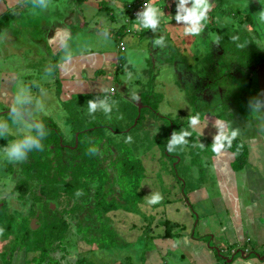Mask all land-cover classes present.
<instances>
[{
	"label": "crops",
	"instance_id": "crops-1",
	"mask_svg": "<svg viewBox=\"0 0 264 264\" xmlns=\"http://www.w3.org/2000/svg\"><path fill=\"white\" fill-rule=\"evenodd\" d=\"M135 1L140 0H45L44 5H41L39 0H0V60L7 62V59L12 60L15 56L22 60V56L27 54L33 64L37 65L41 61L46 65L45 70L48 74L49 71L54 70L51 79L49 77L50 85L55 87V95L60 91L58 97L60 102L61 97H64L66 103L61 102L64 113L69 102L68 110L71 111L74 105L76 110H81L84 109L82 107L86 101L99 99V96L91 95L92 97L87 96L83 99L85 101L79 100L77 96L81 93L80 85H83L81 82L103 79L104 75L112 76L114 75L111 73L112 67L118 73L127 72L130 66L127 62L130 55L126 57L128 43L133 47L134 52L135 46L146 36L152 38L158 34V39L164 38L161 45L154 46L155 55L159 54L160 58L168 45L174 46V41L176 44L177 41H181V44L185 45L182 46L183 49L179 47V51L194 55L193 62L186 61L185 67L182 66L181 57L174 63L173 81L180 75L177 70L184 71L181 73L184 75L189 72L191 65L198 68L196 75H203L204 80H207L204 71L209 63L206 62L207 55L213 54L216 59L223 56V50L220 45L214 51L206 46H200L194 35H185L184 30L179 29L184 24L178 23L175 19L177 14H183L179 10L180 0H147L150 6L157 9L160 19L155 31L144 28L142 20L127 16L125 4ZM208 3L211 7L207 19L213 22L209 30L213 28L216 39L225 29L234 31L233 27H241L243 19L247 18V15L243 17L241 13L234 12L236 16L242 18V21L239 20L234 25L223 21L227 10L233 11V5L241 7L246 5L241 0L223 2L208 0ZM249 3L247 5L252 8H259L258 0H249ZM186 7L191 8L192 4L189 3ZM94 18L101 22L100 27L104 29L106 36L115 41V53H107L106 45L103 43L99 44V47L93 45V38H100L96 25L86 34L80 32L81 28H87L86 20L91 21ZM125 30L129 32L126 33ZM82 38L85 39L84 42ZM167 38L172 41L168 40V44L165 45ZM119 41L123 43V51L118 49ZM158 48L160 49L157 53ZM136 50L142 53L139 49ZM92 53L96 54V63L85 64L83 55ZM175 55L179 53L175 52ZM219 61L215 60V66L221 65L222 74L227 77L232 76L229 72L233 64L238 68L236 63H227L226 59L224 62L227 63L228 68L223 61L222 63ZM25 67L28 68V65ZM237 72L242 74L239 81L243 80L250 84L251 81L257 82L258 75L264 74V65L252 66L244 76L240 71ZM228 78L234 79L233 76ZM218 80V83H214L213 90H220L221 93L225 82H222L220 77ZM186 82L181 84L183 88L185 84L194 88L192 83ZM173 83L171 82L169 87L174 89L173 99L174 97L177 99L179 86ZM113 95L109 94V96ZM144 95H139L138 99L132 102V106L138 107L139 111L143 108L149 110L145 103L148 99L151 102L154 99L152 95L150 98L147 95L145 100H142ZM194 96L196 97V94ZM156 98V112L152 113L156 119L163 120L160 115H167V112H162L164 111L162 109L157 111L162 101L161 93L158 92ZM170 98L172 99V93ZM259 98L250 101L247 93L244 96V105H240L241 100L236 101L234 96L227 102H224L220 96L218 105L210 101L198 104L196 99L195 105H200L197 107V113L201 115H199V124L194 127L189 125V118L198 115L194 114L191 104L188 105L187 98L184 102L188 105L189 113L185 116L181 114L185 119L186 128L181 126L177 127V130L183 128L195 139H190L188 136L189 140L184 145L185 152L184 149L177 148L172 156L173 159L169 158L170 162L166 163L158 162L159 157H162V150L158 149V145L152 149L155 152L140 155L144 164L141 172L145 168L141 174H146L140 182L137 211L125 210L126 208L119 206L105 213L107 217L104 221L112 232L113 238L109 240L114 239V245L124 246L128 250L137 248V254L133 253L134 263L264 264V88ZM128 117L118 121L117 124L123 129L132 128L131 119ZM216 120L224 122L223 131L228 135L238 130L233 140L240 143L237 149L241 157L239 164L236 163L234 153L227 146L220 155L211 151L214 137L220 131L219 128L214 127ZM181 122L182 120L178 121L179 124ZM143 123V126L152 127L151 123L145 121ZM126 132L130 131L123 133ZM191 144L203 145L201 148L203 151L206 150L207 154L202 153L201 160L197 156L188 161L185 164L187 169L180 165V169L179 164L190 155ZM191 162L195 165L192 166ZM149 165L155 169L153 174L152 172L147 174ZM202 165L205 174L200 175ZM176 168H179L178 172ZM152 193H159L162 197L161 201L150 204ZM82 244L86 245L83 242ZM93 247L96 250L95 246ZM105 249L115 248L112 246ZM231 251L233 253H230ZM19 256L20 252H16L12 259L8 260V264H23L24 259L21 260ZM129 259L132 260L130 257L125 260ZM118 262V258L112 256L109 264H119Z\"/></svg>",
	"mask_w": 264,
	"mask_h": 264
},
{
	"label": "rangeland",
	"instance_id": "rangeland-1",
	"mask_svg": "<svg viewBox=\"0 0 264 264\" xmlns=\"http://www.w3.org/2000/svg\"><path fill=\"white\" fill-rule=\"evenodd\" d=\"M221 1L223 2L227 0ZM258 1L259 8L254 9L247 5L249 0H241V2L247 6L245 5L241 7L238 5H233V11L227 10L225 17H223V21H225V23H232L231 25H234L239 20L242 21V18L235 15L236 12L239 14L241 13L243 17L247 15V17H249L247 19L251 20V23L248 25L251 24L252 27H248L247 24H243L242 22L241 27H233L235 29L234 33L238 34L237 31L239 32L240 30L249 33L250 40L257 47H259L257 50L259 51V56L263 59L264 18L261 17V13L264 12V0ZM222 4L224 5V3ZM98 17L99 16H97L96 19H98ZM96 19L94 18L91 21L86 20L85 23L87 28H81L80 32L82 31L81 33L86 34L88 31L92 30L91 28L94 25H96L100 38H93V45L95 47H99V44L103 43V45H106L107 53L113 54L115 41L112 38L106 36L104 29L100 27L101 22L97 21ZM202 24L203 30L199 35H194V39L200 44V46H206L210 48V50L214 51L218 48L219 44L216 43V36L213 28H211L212 31L209 30V26L213 25V22L208 21L207 19L206 21H202ZM185 27H187V25L182 24L179 29L184 30ZM217 28L221 29V27ZM225 32H227V35H230L231 33V31L225 29L220 34H225ZM84 40L85 39H83V42ZM157 40H159L158 34L152 38L150 36H146L143 41H139V44L135 46L134 52L133 47L128 43L126 57L130 55V57L127 59V62L130 66L127 72L118 73V71L112 67L111 73H114L112 76L104 75L105 78L103 79H89L81 82V84H83L80 85V88H82L80 89L81 93L77 96L79 100H83L87 98V96L92 97L91 95L100 97L99 99L92 101L98 105L95 111L96 114H90L87 101L83 103L82 108L84 109L76 110L77 108L75 109L74 105L71 111L68 110L70 106L69 102L66 106V113H64V109H62L63 105L61 106V102L66 103L64 101V97H61L62 99L60 102V100H58L60 91L55 95V87L50 85V79L52 77L51 74L55 71L51 70V72L49 71L48 74L47 70H45L46 65L42 64L41 61L35 65L29 61L27 54L22 56V60L16 56L13 57L12 60L10 58L7 59V62L0 60V207L2 204H8L7 199H13L16 195V193L11 194L9 191H11L12 181L20 178V164L23 162H33L35 159V155L31 152L27 153L28 148L25 147L23 149V160L9 161L7 156L9 148L16 143L22 142L23 140L25 141L28 138H33L36 133L41 132L44 136H47L48 132H51V134H56L57 132L60 136V141H62L64 147H67L66 149L64 148L63 151V154H65V156H63V161L65 167H67L65 170H67L68 173L66 174L68 176H71L68 169L69 165H71L72 162H82L81 151L89 152L88 155L92 156L90 157L91 163H88L89 170L87 173L84 172V167L82 177L87 176L86 180L88 182L91 181V178L93 180L91 183L87 182L81 187L82 189L83 187L87 186L85 190L88 189L89 191H87V195L89 197L90 204L93 202L92 195L95 191L96 193H101L102 196H104L103 204H108L111 202L114 204V206L126 208L125 210L137 211L138 202L140 200V182L143 175L146 174H141L145 168L142 170V172H140V169L144 167L143 160L140 158V155L144 153L146 155L155 152L152 149L154 146L158 145V149H161L163 152H161L162 157H159L160 160L158 162L160 163V161H164L166 163L168 161L170 162L169 158L173 159L172 156L174 152L176 153L177 148L184 149V151H182L185 152L186 148L184 145L171 146L168 144L172 138L173 132L179 133L181 131V129L180 131H178L179 129L177 130L178 121L180 122L182 120L180 124H185V119L181 117V114L185 116L187 113H189V109L187 107L189 102L188 105L184 102L187 101L188 96H186L184 92L185 90L181 86L182 83L184 84L187 81L188 83H192L194 85V88H192V85H187V91L188 93H190V91L195 92L194 94H196L198 104L201 102L210 101L214 102V105H218L220 96L224 102H227L230 97L232 98L234 96L236 101L241 100V104L244 105V96L247 93L250 101H256L260 99L259 97L262 94V89L264 88V74L258 75L257 82L251 81L250 84L243 80L239 81L242 74L237 72V68L234 66L235 64H233V68H231V71L229 72L232 74L235 80L228 78L232 77L231 75L228 77L226 75L220 76L222 82H225V85H223L221 88V93H219L220 90H213L215 85L212 83V81L207 83L208 81L206 79L204 80L203 75H196L198 68L194 65H191L190 69L188 70L189 72H186L184 75H181V73L184 71L176 69V72H180V75L177 77V79L174 78L173 81L172 68L175 71V68L173 67L174 63L177 60H180L181 57L183 63L182 66L185 67L186 61L188 63L193 62L192 60L194 55L188 54L182 50L179 51V47L183 49L182 46L185 45L181 44V41H177V44L176 41H174V46L170 47L168 45L160 58L159 54L155 55L156 50L154 49V46ZM168 40L172 41L170 38H167L165 40V45L168 44ZM190 46H193L192 42ZM136 49H139L142 51V53H139ZM151 49H153V53H151ZM159 49L160 48L157 49V53L159 52ZM175 52L179 53V55H175ZM95 57V53L83 55V58L85 59L84 63H96L97 58ZM255 57L257 56L254 55L253 58ZM25 65H28V68H26ZM259 65L264 64L261 62ZM244 75L245 74H243V76ZM171 82H174L173 84L175 86H179L177 99L175 97L173 99L174 89L169 87ZM158 92L162 95V101L160 107L157 108V111L162 109L164 110L162 112H167V115H160L163 120L156 119V117L153 116V113L143 108L140 110L141 119L136 121L138 118L139 109L138 107L132 106V102L137 100L138 96L141 94L148 95L149 98L150 95H152L154 97L152 102L148 99L145 105L147 104V108L151 107L155 110L154 112H156L155 99L157 100L156 96ZM171 93L172 99L170 98ZM109 94L114 95L109 96ZM64 96H66V94ZM144 96H142V100H145ZM180 99L182 102H180ZM101 102L107 103L109 105L111 108L109 113H105L103 108L99 106ZM194 104L196 103L194 102ZM193 106L194 105H192V107ZM217 108L218 107H216V109ZM128 116L131 119L130 124H132V128L123 129L121 125L117 124V122L125 119ZM143 121H145V123H151L152 127L149 128L148 125L143 126ZM86 124L94 127L99 126V129L93 130L92 134H80V138L82 137V141L86 143L83 144L84 147L80 148V152L79 150H76V152V134L72 133L73 128L71 127L78 125L76 127L83 129ZM182 127H184V125ZM127 130L130 132L123 133ZM182 130L186 131L185 129ZM166 131H168L167 134H165ZM116 132H119V134H114ZM129 137H131L130 140ZM189 137L190 139H195L192 136ZM189 137L187 136L185 139L189 140ZM147 142L148 145H146ZM58 145H60L59 141ZM165 146H167V150L168 147H173V151H168V157L165 156L167 151L165 153L163 151ZM191 148L192 150L190 155L179 164L178 167L180 169V165L184 169H187L185 164L188 161L190 162V160L196 158L197 156L199 157L198 159L201 160L202 153L207 154L206 150L203 151L199 145L191 144ZM72 157L73 161L71 159ZM138 163L141 165L138 166ZM125 164L129 167L127 172H125V168L127 167H125ZM191 165L194 166L195 163L191 162ZM179 168H176L177 172L179 171ZM147 169V174H151V172L152 174L154 173L155 169L153 166L149 165ZM188 169L192 170L191 167H188ZM90 170L91 172H89ZM28 173H31V171ZM202 174H205L203 165L200 168V175ZM21 176H25V172L22 173ZM64 181H67V178H65ZM94 182H96V185ZM108 189H113V192L110 193L111 191ZM83 190H80L78 193L83 192ZM15 200L20 204H10L8 208H10L9 210H11V208L13 209V212L10 216L13 218V221L10 223L11 228L13 229L12 234L14 233L16 240H19V235H21L23 231H21L22 228H19L18 230L16 228H18V225L21 224L23 218L26 217H21L19 215L21 214L23 216L24 209L21 210V202H24L23 199L15 197ZM67 204L71 205V201H68ZM101 209V207H94V210H98V212L101 211ZM4 210L5 207L3 208V211ZM15 211L17 212L15 213ZM38 212L39 206H36L35 213L37 214ZM36 214L34 215L35 217L30 220V222H27L28 226H23L24 228L30 227L31 224H34V218H36ZM84 214H86V211H84ZM94 216L96 217V214ZM105 217L107 216L101 213L100 217L98 218L99 220L97 221L102 223L106 220ZM29 219L30 218H28V220ZM67 221L70 220L67 219ZM22 223L25 224L23 221ZM31 227L34 228L33 226ZM80 228L81 231L74 234L73 232L76 230V228L74 229V226L72 223H70V232L67 236H65L64 240V257H62L63 255L61 253V249L50 252L49 254L47 253L42 257L41 255L43 254H39L40 250L38 248L40 247H36L34 253L29 252L24 248L20 250L19 257L21 260L24 259L23 264H73V262L79 258H84V261L89 264H109L112 256L118 258L119 264H136L133 262V253L137 254V248L134 247L133 250H128L124 246L118 247L114 245V239L110 241L104 239V242L101 240L99 243L96 241H88L87 243H84L82 238L86 237L85 234L88 235L89 233L86 232L87 227L85 228V226H81ZM35 235L36 234L34 232L32 238L35 237L36 239ZM11 239L13 238H9V241H6L5 243L0 239V252L2 250L8 251V253L10 252L9 249L13 246V242L10 241ZM82 242L86 245H83ZM6 243H9L7 246L8 248L5 246ZM100 244L103 246L100 247ZM34 245L36 246L37 242H35ZM93 246H95L96 250ZM112 246H114L115 249H105L106 247L108 248ZM50 251H52L51 248ZM129 257L132 258L131 261L130 259L125 260ZM122 258H124V260Z\"/></svg>",
	"mask_w": 264,
	"mask_h": 264
},
{
	"label": "trees",
	"instance_id": "trees-1",
	"mask_svg": "<svg viewBox=\"0 0 264 264\" xmlns=\"http://www.w3.org/2000/svg\"><path fill=\"white\" fill-rule=\"evenodd\" d=\"M246 19L242 21L243 24L248 25L249 23H251L250 20ZM249 26L251 27V24L248 25V27ZM229 31H231L230 35H227V32H225V34H220L216 39L217 44H219L221 46V49L223 50V59L221 56L216 57V59L220 60V63H222V61L224 62V59H226L227 63H236L238 66L237 71L245 74L252 66L264 62V58L262 59L259 56V51L257 50L259 47H257L250 40L249 33L243 30H240L239 32L237 31L238 34L234 33L233 30ZM254 55H256L257 57L253 58ZM216 59L213 54L209 56L207 55L206 60L209 63H207L208 66H205L204 69L207 74V80L209 82L212 81V83H218V79L220 77L219 75L223 76L221 65L215 66ZM227 63L224 62L225 66L228 68ZM224 64H222V67ZM184 90L186 96H188L187 98L189 104H191V106L194 105L192 107L194 114L198 116L201 115L200 113H197V107H200V105L194 104V102L196 101L194 92L189 90L191 94L188 93L187 84L184 85ZM146 97L147 95L144 96V98ZM240 105L242 104L240 103ZM148 109L151 113L155 111L151 107H148ZM140 113L141 111L138 112L139 116L137 118V121L141 119ZM177 125V127H181L183 125L185 127L186 123L183 125L177 123ZM76 126L78 125H74L71 128H73L72 133L76 134L75 151L79 150L80 152V148L84 147L83 144H85L86 142L82 141V137L80 138L79 135L83 133L92 134L93 130L99 129V126L94 127L86 124L83 129H80ZM167 132L168 131H166L165 134H167ZM48 133L47 136H44L41 132L36 133L33 136L35 140L39 141V147L36 144H33L31 147L26 148H28L27 153L31 152L35 155V159L33 160V162H23L22 164H20V178L12 181L11 191H9V193H16V195L13 199L8 198V204H2V206L0 207V239L5 243L6 241H9V238H13L10 240L13 242V246L9 249L10 252L8 253V251L5 250H2L0 252L1 264H8V260L12 259V255H14L16 252H20V250L24 248L27 251L34 253L36 247H40L38 248L40 251H38L39 254H43L41 255L42 257L47 253L49 254L50 252L58 251L59 249H61V253L63 255L62 257H64V240L65 236H67L70 232V223H72L74 229L76 228V230L73 232L74 234L81 231V226H85V228L87 227L86 232L89 234H85L86 237L82 238V241L84 243H87L88 241H96L97 243H99V241L101 240H103L104 242V239L110 241L109 239L111 238L112 232L107 228L105 222L99 223L97 220H99L98 218L100 217L101 213L105 214L108 211L115 210L119 207L114 206V204L111 202L108 204H103L104 196H102L101 193H96L95 191V193L93 192L92 195L93 202L90 204V200L87 195L89 191L88 189L85 190L87 186L81 189L83 184L88 182L86 180L87 176L82 177L83 168L85 167L84 172L87 173L89 170L88 163H91L90 157L92 156L88 155L89 152L81 151L82 162H72V164L69 165L68 168L71 176H68L66 174L68 172L67 170H65L67 169V167H65L63 161V156H65V154H63V151L64 148L66 149L67 147H64L57 132L56 134H51V132ZM58 141L60 145H58ZM239 144V142L232 140L231 147H228V149H230L234 153L236 163L238 164V161L241 160V157H239L237 151ZM163 151H167L168 154L167 146L163 148ZM71 159L73 161V157ZM127 165L125 164V167ZM137 165L140 166V163H138ZM125 169V172H127L129 167L127 166ZM29 171H31V173H28ZM24 172L25 176H21ZM89 172H91V170ZM64 176L65 178H67V181H64ZM92 180L93 179L91 178V181ZM91 181H89L88 183H91ZM94 184L96 185V182H94ZM80 190H83V192L78 193ZM108 190L111 191L110 193L113 192V189ZM15 197L23 199L24 202H21V210L24 209L23 216L21 214L19 215L21 217H26L22 220L25 224H23L21 221V224L18 225V228L14 227L17 230L19 228H22L21 231L23 232L21 235H19V240H16V236L14 233L12 234L13 229L11 228L10 223L11 221H13V218L10 216L13 212V209L11 208V210H9L10 208H8L10 204L14 205L15 203H19L15 200ZM68 201H71V205L67 204ZM36 206H39V212L37 214L35 213ZM4 207L5 210L3 211ZM94 207H101L102 209L98 212V210H94ZM84 211H86V214H84ZM16 212L17 211H15V213ZM35 214V222L33 225L31 224V226H34V228H32L31 226V228H24L23 226H28L27 222H30V220L35 217ZM95 214L96 217L94 216ZM28 218L30 219L28 220ZM67 219L70 221H67ZM34 232L36 234V239L35 237L32 238ZM35 242H37L36 246L34 245ZM8 245L9 243H6L5 246L7 247ZM101 246L103 245L100 244V247ZM50 248L52 249V251H50ZM74 264L89 263H86L84 259L79 258L74 262Z\"/></svg>",
	"mask_w": 264,
	"mask_h": 264
},
{
	"label": "clouds",
	"instance_id": "clouds-1",
	"mask_svg": "<svg viewBox=\"0 0 264 264\" xmlns=\"http://www.w3.org/2000/svg\"><path fill=\"white\" fill-rule=\"evenodd\" d=\"M41 5L45 4V0H39ZM191 3L192 7H186L187 4ZM211 5L208 3V0H180L179 10L183 14H177L175 19L178 23L182 22L188 27L184 28L185 35H199L202 31L203 24L202 21L207 20V13L210 9ZM147 9L142 14V26L146 29H152L155 31L160 23V19L157 15V9L155 7L145 5ZM261 17L264 18V12L261 13ZM164 38L161 37L159 40L156 41L157 45H161ZM100 107L103 108L105 113H109L111 108L107 103L101 102ZM98 105L92 101H88V108L89 112L94 113L97 109ZM199 124V116H192L189 118V125L194 127ZM224 122L220 120H216L214 127L220 129L219 133L214 137L213 144L211 145V151L216 155H220L227 147H231L232 140L238 134V130H234L231 132V135L226 134L223 131ZM191 133L181 130L179 133L173 132L172 138L169 141V145L176 146V145H185L187 144V140L185 137L190 136ZM131 137H129V140ZM33 144H36L39 147V141L35 140L34 138H28L23 142L16 143L15 145L11 146L7 152V156L9 161H20L24 159V151L25 147H31ZM203 146V145H201ZM168 151H173V147H168ZM162 199L159 193H152L150 194L149 203L155 204L160 202Z\"/></svg>",
	"mask_w": 264,
	"mask_h": 264
},
{
	"label": "built area",
	"instance_id": "built-area-1",
	"mask_svg": "<svg viewBox=\"0 0 264 264\" xmlns=\"http://www.w3.org/2000/svg\"><path fill=\"white\" fill-rule=\"evenodd\" d=\"M145 5L150 6V2L147 0H140V1H135V2L125 4L124 9L128 17H134V18H138L142 20L143 19L142 14L143 12L147 10L145 8ZM125 32L128 33L129 30H125ZM118 49L120 51L124 50V46L121 41L118 42ZM230 253H233V252L231 251ZM214 264H217V263H214Z\"/></svg>",
	"mask_w": 264,
	"mask_h": 264
},
{
	"label": "water",
	"instance_id": "water-1",
	"mask_svg": "<svg viewBox=\"0 0 264 264\" xmlns=\"http://www.w3.org/2000/svg\"><path fill=\"white\" fill-rule=\"evenodd\" d=\"M34 227V226H33Z\"/></svg>",
	"mask_w": 264,
	"mask_h": 264
}]
</instances>
